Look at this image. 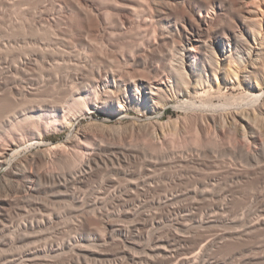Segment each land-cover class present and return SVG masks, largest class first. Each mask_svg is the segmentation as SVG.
<instances>
[{
  "label": "rangeland",
  "instance_id": "1",
  "mask_svg": "<svg viewBox=\"0 0 264 264\" xmlns=\"http://www.w3.org/2000/svg\"><path fill=\"white\" fill-rule=\"evenodd\" d=\"M94 1L103 11L106 27L91 38L99 52L111 57L109 71L127 81L150 78L146 69L129 60L147 45V39H139L134 32L143 25L142 20L121 30L116 25L120 18L115 11L120 0ZM65 2L0 0V42L8 43L6 48L0 46V142L11 137L20 140L24 144L19 149L21 155L31 150L48 151L55 161L51 166L56 170L60 163L55 156L66 148L76 164L89 157L91 151L96 152L100 166L83 182L66 187L65 181L48 184L29 200L9 207L0 205V211L6 214L0 215V264H169L158 245L171 242L190 249L200 238L210 235L209 238L227 226L225 222L221 226L212 223L209 198L193 196L195 188H209L206 178L212 164L207 157L204 164L190 162L195 165L185 168L189 163L177 161L180 159L176 156L166 167L159 157L172 148L180 150L196 143L193 137L173 135L171 128L183 123L187 115L177 108V103L156 113L124 109L122 115L112 117L103 110H87L85 100L79 104L68 101L77 88V70L72 63L83 62L80 55L86 50L76 45L83 20ZM87 21L98 24L93 14L88 15ZM41 22L57 32L54 40H49L40 29ZM56 59L63 61V65H52ZM52 104L63 106L62 115L57 116L50 109L32 110ZM13 112L18 115L3 123L4 117L14 115ZM69 117L77 119L66 126L64 120ZM188 121L192 132L194 122L191 118ZM133 123L139 125L135 133L129 127ZM147 123L159 125L148 133L144 130ZM85 127L88 146L75 153L68 140ZM12 157L8 158L10 165ZM169 192L171 198L166 199ZM77 194L85 196L84 200H77ZM263 204L238 203L235 210L239 211L238 217L248 222L263 211ZM23 209L26 211L22 212ZM51 214L53 219L49 220ZM101 218L114 223L115 230L105 233ZM118 228L134 231L125 238ZM263 232L235 242L229 240L228 245L224 242L225 246L223 243L211 257L223 261L222 264H264ZM184 235H188L186 242L182 241ZM129 257H134L135 262Z\"/></svg>",
  "mask_w": 264,
  "mask_h": 264
},
{
  "label": "bare ground",
  "instance_id": "2",
  "mask_svg": "<svg viewBox=\"0 0 264 264\" xmlns=\"http://www.w3.org/2000/svg\"><path fill=\"white\" fill-rule=\"evenodd\" d=\"M145 1L120 0L115 7L120 18L116 25L122 30L142 20L143 25L140 23L141 27L134 31L135 36L147 39L145 48L129 60L146 69L151 77L127 81L109 71L111 57L99 52L92 41L91 36L106 27L98 4L94 0H66L70 11L83 20L76 45L78 43L86 50L80 55L83 62L72 63L77 70V88L70 93L68 101L71 99L79 104L85 100L87 110H103L112 117L122 115L124 109L156 113L171 103H177V108L186 112L183 123L179 122L171 129L173 135L187 139L193 137L196 143L180 150L172 148L159 157L169 167L173 163L171 159L178 156L180 160L177 161L189 163L185 168L195 165L190 162L201 164L209 157V165L212 164L206 178L209 188L199 190L197 187L193 196L209 198L212 201V223L221 226L225 222L227 226L209 238L210 235L200 238L190 249L171 242L158 245V248L169 264H222L223 261L211 256L212 252L223 247L224 242L243 240L264 231V209L248 222L238 217L239 211L235 210L238 203H264V0H147V4ZM146 6L150 10L147 11ZM89 14L95 15L98 24L87 21ZM40 29L49 40L55 39L57 32L53 31L54 28L52 30L41 22ZM0 46L6 48L8 43L0 42ZM59 59L52 65L62 66L64 62ZM36 109H50L59 116L63 106H35L32 110ZM18 114L6 115L3 123ZM190 118L194 122L192 132ZM74 119L77 118L69 117L64 124L70 126ZM158 125L147 123L144 130L151 133ZM129 127L133 133L139 130L137 123ZM88 135L85 127L69 138L73 152L88 146L85 140ZM22 145L20 140L12 137L0 142V205L3 207L35 197L48 184L65 181L66 187L70 183L83 182L100 166L96 152L91 151L89 157L76 164L70 160L66 148L55 156L60 163L59 170H56L51 166L55 161L50 152L31 150L21 155L19 149ZM12 155L10 165L8 158ZM84 197L76 195L77 200L83 201ZM169 197L170 192L165 195L166 199ZM95 210L93 212L97 213ZM0 215L6 214L0 211ZM52 216L49 215L48 219L51 220ZM101 219L105 233L115 230L114 223ZM133 231L119 229L125 238ZM187 236L184 235L182 241L186 242ZM129 258L135 262L134 257Z\"/></svg>",
  "mask_w": 264,
  "mask_h": 264
}]
</instances>
